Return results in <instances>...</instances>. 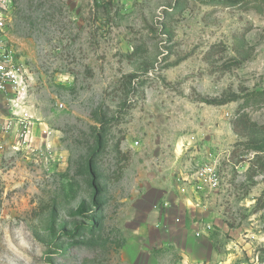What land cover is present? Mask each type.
Here are the masks:
<instances>
[{"label":"rangeland","instance_id":"rangeland-1","mask_svg":"<svg viewBox=\"0 0 264 264\" xmlns=\"http://www.w3.org/2000/svg\"><path fill=\"white\" fill-rule=\"evenodd\" d=\"M4 13L0 264H264V0Z\"/></svg>","mask_w":264,"mask_h":264},{"label":"built area","instance_id":"built-area-1","mask_svg":"<svg viewBox=\"0 0 264 264\" xmlns=\"http://www.w3.org/2000/svg\"><path fill=\"white\" fill-rule=\"evenodd\" d=\"M10 4L11 0H0V101L7 99L6 96L8 94L14 95L16 92L20 95L25 89L21 61L13 47L6 22L7 15L4 13ZM16 99L19 100V97ZM8 101L14 103L15 99L8 98ZM14 121V117H5L0 114V139L8 135L14 125ZM19 122L24 124L21 118ZM28 125L24 124V127L28 129ZM20 135L24 136L25 133L21 132Z\"/></svg>","mask_w":264,"mask_h":264},{"label":"bare ground","instance_id":"bare-ground-1","mask_svg":"<svg viewBox=\"0 0 264 264\" xmlns=\"http://www.w3.org/2000/svg\"><path fill=\"white\" fill-rule=\"evenodd\" d=\"M179 145H180V144L178 143V144H177V148H179Z\"/></svg>","mask_w":264,"mask_h":264},{"label":"trees","instance_id":"trees-1","mask_svg":"<svg viewBox=\"0 0 264 264\" xmlns=\"http://www.w3.org/2000/svg\"><path fill=\"white\" fill-rule=\"evenodd\" d=\"M207 102H210V101H207Z\"/></svg>","mask_w":264,"mask_h":264}]
</instances>
